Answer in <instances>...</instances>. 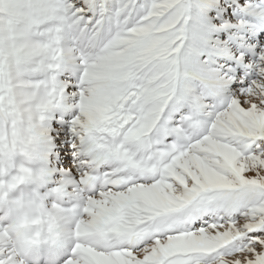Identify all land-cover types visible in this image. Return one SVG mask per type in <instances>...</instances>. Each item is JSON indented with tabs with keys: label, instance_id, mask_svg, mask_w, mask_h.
<instances>
[{
	"label": "snow or ice",
	"instance_id": "snow-or-ice-1",
	"mask_svg": "<svg viewBox=\"0 0 264 264\" xmlns=\"http://www.w3.org/2000/svg\"><path fill=\"white\" fill-rule=\"evenodd\" d=\"M0 264H264V0H0Z\"/></svg>",
	"mask_w": 264,
	"mask_h": 264
},
{
	"label": "clouds",
	"instance_id": "clouds-1",
	"mask_svg": "<svg viewBox=\"0 0 264 264\" xmlns=\"http://www.w3.org/2000/svg\"><path fill=\"white\" fill-rule=\"evenodd\" d=\"M33 219H39V216L34 218H26V217H20L17 221V224L19 227L28 228L32 225Z\"/></svg>",
	"mask_w": 264,
	"mask_h": 264
}]
</instances>
